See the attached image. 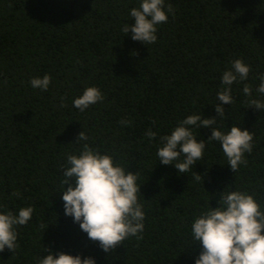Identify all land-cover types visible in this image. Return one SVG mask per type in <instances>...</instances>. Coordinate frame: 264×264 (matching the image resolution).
I'll return each instance as SVG.
<instances>
[{
	"label": "trees",
	"instance_id": "trees-1",
	"mask_svg": "<svg viewBox=\"0 0 264 264\" xmlns=\"http://www.w3.org/2000/svg\"><path fill=\"white\" fill-rule=\"evenodd\" d=\"M141 2L0 0V213L34 209L26 226H16L18 247L0 252V264H38L45 248L96 264H195L202 249L193 245L191 224L218 206L221 192L251 194L264 210V110L248 103L264 102L257 91L264 0H165L173 13L157 25V41L146 45L121 30L134 22L130 10ZM236 59L250 72L231 85L233 103L223 104L222 75ZM44 75L52 78L48 90L33 89L30 80ZM88 87L104 99L81 112L73 100ZM216 104L224 116H217ZM194 114L215 117L213 127L225 133L233 126L252 132L247 163L230 169L220 143L208 141L212 126H190L206 144L192 171L178 174L159 163L160 137ZM81 131L87 141H75ZM84 143L138 177L143 232L110 253L64 214L63 169Z\"/></svg>",
	"mask_w": 264,
	"mask_h": 264
},
{
	"label": "clouds",
	"instance_id": "clouds-1",
	"mask_svg": "<svg viewBox=\"0 0 264 264\" xmlns=\"http://www.w3.org/2000/svg\"><path fill=\"white\" fill-rule=\"evenodd\" d=\"M168 13H173L171 4L165 10V0H142L138 8L130 10L133 23L125 24L122 32H131V39L146 44L157 41V25L166 23ZM250 66L242 59L231 62V68L224 71L221 83L225 87L217 93L223 104H232L231 85L237 79L248 78ZM50 75L30 80L33 89L47 91L51 82ZM257 91L264 94V74L259 76ZM243 92L251 97L252 89L245 84ZM103 94L97 87H88L83 94L73 100V106L81 112L91 105L101 102ZM250 107L264 110V102L257 99L248 101ZM61 107H64L61 98ZM217 116H224L220 104L215 105ZM128 125L130 121L122 120ZM214 118H202L189 115L179 122L170 135L160 137L157 150L159 163L173 165L179 173H188L193 166L203 159L205 140H197L190 126L208 128L212 126L208 141H217L227 158L228 166L235 173L240 165L246 164L245 153L253 149L254 134L247 129L233 126L227 133L213 127ZM149 140L156 138V133H146ZM88 136L81 131L75 141H87ZM137 175L126 172L113 158L92 149L87 143L78 155H68L67 165L63 169L62 200L64 214L78 223L81 231L89 240L98 242L99 247L110 253L128 237H139L143 232L145 213L138 202ZM194 179L201 180L194 172ZM203 179V178H202ZM19 196V193H13ZM32 207L20 208L18 214L11 211L0 213V252L5 248L12 252L18 247L16 226H26L32 219ZM191 236L194 244L202 249L195 258V264H264V210L255 198L246 192L223 191L220 193L218 206L202 211L191 224ZM48 253L38 264H96L93 257L82 258L64 252Z\"/></svg>",
	"mask_w": 264,
	"mask_h": 264
}]
</instances>
